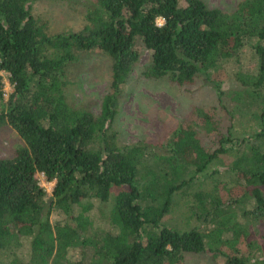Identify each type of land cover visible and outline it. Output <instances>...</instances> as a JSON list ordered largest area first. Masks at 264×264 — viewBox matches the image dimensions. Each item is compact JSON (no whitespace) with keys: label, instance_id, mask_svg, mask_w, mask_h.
<instances>
[{"label":"trees","instance_id":"trees-1","mask_svg":"<svg viewBox=\"0 0 264 264\" xmlns=\"http://www.w3.org/2000/svg\"><path fill=\"white\" fill-rule=\"evenodd\" d=\"M35 1L0 0V125L25 142L0 157V251L25 246L14 264H184L187 254L210 249L222 252V264H264V246L252 237L264 219V123L242 138L231 127L219 131L218 146L208 149L191 129L211 121L205 112L202 122L184 121L165 153L141 141L124 145L115 126L138 39L151 51L148 77L189 83L203 75L219 93L214 75L232 61L250 90L264 91V0H242L233 11L204 0H76L86 25L63 33L49 30ZM246 50L254 71L243 69ZM93 53L112 60L99 114L68 100L69 65ZM2 71L13 86L7 100ZM220 167L237 187L216 181L193 194L192 212L207 228L164 224L175 193L213 179ZM38 173L55 181L51 196ZM115 190L109 227H96L86 202H108Z\"/></svg>","mask_w":264,"mask_h":264},{"label":"rangeland","instance_id":"rangeland-1","mask_svg":"<svg viewBox=\"0 0 264 264\" xmlns=\"http://www.w3.org/2000/svg\"><path fill=\"white\" fill-rule=\"evenodd\" d=\"M204 1L211 8L233 11L242 0ZM34 11L47 22L49 30L53 33L81 30L87 22L86 10L76 0H36ZM136 48L139 50L140 57L128 81L122 85L119 94L120 106L115 121L120 140L124 145L141 141L154 145L156 150L165 153L166 144L172 138L178 137L180 131L184 129V121L187 119L190 124L191 121L193 124L202 122L200 119H206L205 112L211 117L209 119L211 121L199 124L198 127H191V129L208 149L218 146L219 131L225 132L231 127V132L242 138L251 135L264 123V91L250 90L249 87L253 86L246 85L244 82L246 73L243 71V73L235 74L234 62L231 61L224 69L221 68L224 72L214 75V78L222 83L218 93L217 88L215 89L203 75L197 77L194 82H189L191 84L178 80L173 81L168 76L162 78L146 76L143 72L150 63L151 51L141 39L137 40ZM242 56L246 62L243 69L248 72L254 71L255 62H253L252 54L246 50ZM68 68L69 102L75 108L88 109L99 114L103 98L111 91L112 60L105 53L86 54L71 63ZM2 74L4 98L7 100L10 92L13 91V86L8 73L2 71ZM198 110L202 111L197 112ZM24 143V140L10 125H0V157L13 156L16 149ZM234 156L235 154L224 155L223 158L225 162L230 163ZM220 168L221 171L214 177L215 181H213L214 178L200 179L192 187L176 192L173 206L163 218L164 224L181 231L197 225L207 228L197 221L192 212L193 194L201 189L212 188L216 181L223 183L222 186L227 189L236 188L237 178L233 177V174L224 172L223 167ZM37 179L45 188L48 196H51L55 181L47 180L42 173L37 174ZM115 197L116 190L112 191V197L108 202H99L95 199L90 200L91 204L86 202L87 206H90L86 215L95 222L96 227H109L108 222ZM239 206L242 210L249 208L244 202ZM81 208L83 206L77 207L76 214ZM51 217L53 222L56 217L60 218L57 211ZM238 217L241 218V216ZM255 227L257 229L253 230L252 237L264 246V219L260 220ZM255 227H250V229ZM221 249L228 251L227 245L221 246ZM25 252V246H17L16 249L8 248V252L5 253L0 251V264H14L13 255L23 257ZM225 259L222 252L207 249L200 254H187L183 263L222 264Z\"/></svg>","mask_w":264,"mask_h":264},{"label":"built area","instance_id":"built-area-1","mask_svg":"<svg viewBox=\"0 0 264 264\" xmlns=\"http://www.w3.org/2000/svg\"><path fill=\"white\" fill-rule=\"evenodd\" d=\"M164 22V20L163 19H159V23H163Z\"/></svg>","mask_w":264,"mask_h":264},{"label":"clouds","instance_id":"clouds-1","mask_svg":"<svg viewBox=\"0 0 264 264\" xmlns=\"http://www.w3.org/2000/svg\"><path fill=\"white\" fill-rule=\"evenodd\" d=\"M162 24V23H161Z\"/></svg>","mask_w":264,"mask_h":264}]
</instances>
